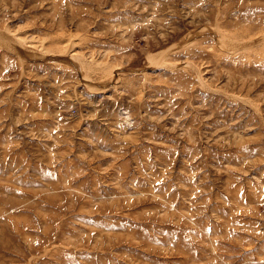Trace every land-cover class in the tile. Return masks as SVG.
<instances>
[{
	"label": "rangeland",
	"instance_id": "rangeland-1",
	"mask_svg": "<svg viewBox=\"0 0 264 264\" xmlns=\"http://www.w3.org/2000/svg\"><path fill=\"white\" fill-rule=\"evenodd\" d=\"M0 264H264V0H0Z\"/></svg>",
	"mask_w": 264,
	"mask_h": 264
},
{
	"label": "bare ground",
	"instance_id": "bare-ground-1",
	"mask_svg": "<svg viewBox=\"0 0 264 264\" xmlns=\"http://www.w3.org/2000/svg\"><path fill=\"white\" fill-rule=\"evenodd\" d=\"M9 190V189H8Z\"/></svg>",
	"mask_w": 264,
	"mask_h": 264
}]
</instances>
